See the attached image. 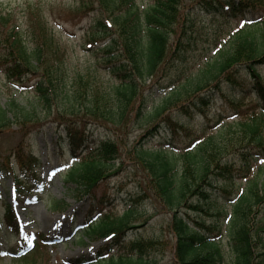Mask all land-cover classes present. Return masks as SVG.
Segmentation results:
<instances>
[{"label":"trees","instance_id":"trees-1","mask_svg":"<svg viewBox=\"0 0 264 264\" xmlns=\"http://www.w3.org/2000/svg\"><path fill=\"white\" fill-rule=\"evenodd\" d=\"M79 1L77 6H68V10L56 15L45 14L40 2L35 3L37 8L29 4L21 18L0 3V69L10 81L34 86L48 115L54 116L53 122L59 127L58 144L61 147L65 142L73 156L89 152L88 142L93 141L91 137L99 128L112 133L114 138L99 139L97 152L83 156L66 176L76 191L85 192L92 199L102 188L109 187L112 177L130 169L122 160L120 139L114 135L119 130L128 129L142 118L149 126L146 133L163 134L171 141L180 132L188 131L186 121L195 115H204L209 123L206 111L217 93H223L228 86L243 90L246 73L252 79L260 110L252 112L237 129H233V124L225 126L197 147L183 148L177 160L170 143L153 149L143 145L140 137L131 150L135 153L133 171L139 175L131 200L169 213V227L176 241L175 261L225 264L220 246L204 234L206 229L216 231L217 226L207 227L192 215L209 214L221 182L248 177L254 166L264 160V77L259 70L264 65V19L254 29L239 31L228 48L203 62L184 80L169 70L177 71L188 53L195 50L209 16L232 7L233 13L245 17L250 8L253 13L264 11V0H152L146 6L139 0ZM88 17L93 20L89 26L90 44L95 45L102 66L119 81L114 94L107 93L94 75L75 74L67 79V55L48 22L52 18L75 26ZM166 75L169 82L161 84L159 77L168 79ZM149 80L165 92L152 111L147 110L149 96L144 89ZM54 104L58 106L55 111ZM9 106H0V133L12 132L15 125L22 131L26 125L34 128L40 123L15 101ZM206 123L204 132L209 127ZM25 142L28 141L21 140L13 148L12 155L0 163V170L15 177L19 191L31 192L33 183L40 181L39 161ZM12 156L21 177L10 166ZM221 189L223 198L230 195L224 187ZM107 198L103 192L90 215ZM53 205L59 209L60 201ZM134 214V210H128L118 218L107 215L87 227L85 232L90 237H115L113 243L98 252L95 264H147L143 254L153 249L156 242L141 238L123 242L135 220ZM2 221L6 235L22 236L23 230L9 204ZM228 231L233 251L231 264H264V181H256L236 202ZM119 250L126 254L108 257ZM45 254L46 247L37 243L30 255L14 258L13 264H41ZM132 254H138L139 259L135 260Z\"/></svg>","mask_w":264,"mask_h":264},{"label":"rangeland","instance_id":"rangeland-1","mask_svg":"<svg viewBox=\"0 0 264 264\" xmlns=\"http://www.w3.org/2000/svg\"><path fill=\"white\" fill-rule=\"evenodd\" d=\"M37 2L45 6L43 10L45 14L56 15L68 10V6H77L80 1L0 0V3L5 7L18 13L20 18L29 4L34 6L38 4ZM139 2L141 5L146 6L152 0H139ZM34 8H37V6H34ZM258 12H260L259 15L264 14L263 10L257 11V14ZM255 17L258 18L260 16L247 14L244 19H246L248 24H245V22L239 23L240 19L236 17L232 10H222L217 15L209 16L206 30L195 51L187 55V60L178 67L177 71L170 69L169 73L175 77L182 76L181 78L184 80L186 76L196 72L203 62L213 57L216 51L228 46L231 36L240 27H250V22L247 20H252ZM92 21V17H88L81 24L72 26L70 23L56 21L52 18L48 20L49 25L54 28L53 35L55 40H58L65 55H67L65 72L67 79L75 74L94 75L100 83L99 85L107 93L114 94V89L119 84V81L102 66L95 52V45L90 44L92 37L89 33V26ZM254 27L251 26L252 29ZM260 71L264 76V66L260 68ZM159 78L161 84H167L170 80L169 76H167L168 79H164V76ZM243 82V90L240 88L233 89L228 86L223 93H217L206 111L209 123H206L207 119L202 114L195 115L193 119H187L186 127L188 131L180 132L178 138L173 140L176 147L181 150V148L191 145L195 140H197V143L201 142L207 136L216 134L227 124H233V129L235 130L241 122L251 116L252 112L259 111L257 110L258 98L253 92L252 80L247 74H244ZM153 84L154 82L149 80L144 88L147 96H149L148 111H152L158 106L162 96L165 94V92L156 89ZM13 101L32 113L35 117L34 121L40 123L34 128L26 125L24 129H21L22 131L15 125L12 132L0 133V163L6 160L9 155H12L13 148L21 140L28 141L25 142L26 145L29 143L30 149L39 158L40 166L38 170L41 180L45 184V190L37 195L17 193L14 176L0 170V253L4 256V258L0 259V264H13L15 262L11 259L9 251L12 246H17L18 244L16 239H14L12 244L9 243L5 236L4 228H1L4 209L7 204H11L15 209L26 230L33 233V235L36 233L43 234L47 238L46 255L43 257L41 264H78L77 260L81 258L93 262L99 250L106 246L107 240L97 236H88V233L84 231V227L87 221L92 218L90 211L93 208V204H96L102 198L103 192H105L110 201H107L105 206L101 205L94 211L95 218L102 217V215L103 217L110 215L111 218H117L121 217L129 209L134 210L135 214L133 216L135 220L130 223L131 229L128 236H126L127 240H125V243H129L133 239L138 240L139 238L145 241H154L156 242L154 248H149L143 254L144 262L147 264H178L175 261L176 241L169 227L171 223L169 213L157 208L154 209L151 204L144 203V205H139L140 203L132 202L130 196L135 191V184L139 177L133 171L135 153L131 150L135 149L134 144L142 137L143 145L146 143L148 147L159 149L167 140L163 134L146 133L149 126H147L145 119L142 120V118L130 124L128 129L123 128L119 130L120 133L114 134L118 135L119 144L124 147H121L122 153L124 152L122 160L129 165L130 169L127 168V171L124 170L118 176L112 177L109 187L102 188L97 194V198L92 199L85 192L76 191V186L66 177L71 165L77 159L73 158L64 141L63 145L59 147V127L57 123L53 122L54 116L48 115L31 84L13 83L7 78L5 72L0 70V106L7 109ZM57 107V104H54L53 111ZM205 123L210 128L207 132H204ZM40 124L41 126L39 127ZM28 130H30L29 133ZM91 138L95 143H92L89 152L91 151L94 154L97 152L99 139L104 138L106 140L114 138V136H112L111 132L109 133V130L99 128V131H95ZM87 154L88 151L84 155L87 156ZM173 158L177 160L178 155H174ZM11 159L10 166L16 167L17 173H20L14 157L12 156ZM178 163L181 165V159L178 160ZM116 168H118V165ZM256 181L258 183L264 181L263 165L257 166L252 174L245 179L221 182L219 185L224 187L230 195L224 199L217 197L214 200L216 201L215 205L212 206L209 214L192 215L200 223H205L208 227L217 226L216 234L213 236L211 233V239H216V242L224 252L226 257L225 264H231L233 256L226 231L233 218V206L241 195L245 194ZM123 182H125L124 187L120 190L119 186ZM219 190L222 189L219 187ZM57 201H60L59 210H55L53 207V203ZM112 254L118 258L121 254L126 253L124 250H119V252L116 251ZM131 257L137 260L139 255L133 254Z\"/></svg>","mask_w":264,"mask_h":264},{"label":"snow or ice","instance_id":"snow-or-ice-1","mask_svg":"<svg viewBox=\"0 0 264 264\" xmlns=\"http://www.w3.org/2000/svg\"><path fill=\"white\" fill-rule=\"evenodd\" d=\"M31 241H29V243H30Z\"/></svg>","mask_w":264,"mask_h":264}]
</instances>
